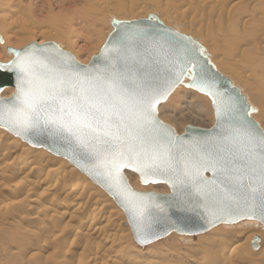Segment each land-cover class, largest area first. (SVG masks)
Listing matches in <instances>:
<instances>
[{
	"label": "bare ground",
	"instance_id": "1",
	"mask_svg": "<svg viewBox=\"0 0 264 264\" xmlns=\"http://www.w3.org/2000/svg\"><path fill=\"white\" fill-rule=\"evenodd\" d=\"M176 3H179V8ZM149 9L164 11V14L167 10H172L171 12L176 14L175 17L173 13L166 15L168 17L172 15L173 20L158 21L198 43L214 68L233 86L240 89L250 106L255 102L258 114L264 117V0H0L2 40L0 63L6 64L13 58V55L7 52V48L21 49L28 41L35 39L32 38L33 33L41 31L39 33L43 35V39L47 41L54 38L56 41L53 43L69 53H71L69 48L76 47L81 42L80 53L71 54L78 62L87 64L90 56L99 52L104 41L101 31L103 24L110 22L112 27L115 21L155 18V16L144 18ZM43 14L52 16L53 21L61 18V22L55 27H49L40 20ZM164 14L162 16L165 17ZM20 16L27 18V24L21 26L14 22ZM169 21H172V25ZM62 43H65L66 47ZM189 75L191 76L190 70ZM183 82L187 83L189 79L185 78ZM184 83L176 87L171 93L172 97L185 87ZM13 91V87L4 88L0 91V98H9ZM197 93L200 94L198 91ZM193 96L195 98L198 95ZM203 96L202 99L207 95ZM168 99L171 97L166 100ZM256 109L254 108L253 113H256ZM161 117L158 116L162 121L164 117ZM213 123L214 120H210V127ZM173 129L178 135L181 134ZM2 130H0V216H8L10 222L7 219L3 221L5 216L1 218L0 233L8 230L11 224L10 227L15 228L13 232L16 231L15 234L19 238L17 243L13 241L16 252L10 256L18 257V254L24 251V254H29L35 263V259L39 260L38 255L51 250L54 261L50 259L53 262L69 264L66 258L75 256L77 253L73 251L78 249L80 253L77 254L79 255L77 264H123L116 261L119 256L116 248L121 238L117 232L115 233L119 229L120 220L116 221L114 218L123 211L112 197L65 158L51 153L53 156H50L43 148L29 146L21 139L20 144L15 138L17 136ZM262 130L264 131L263 128ZM7 171H15V174H9ZM132 174L140 183L137 174L126 171L129 186H132L131 181L135 180ZM89 181L96 187L92 185L91 187ZM13 182L14 185L19 183L18 185L22 186L20 192L19 189H10ZM97 187L110 198L99 199L96 195L100 193ZM131 189L137 191L133 187ZM168 192L167 188V191L157 193ZM2 198L4 202L1 201ZM17 208L20 212L14 213V209ZM120 219L124 221L126 218ZM241 222L248 226L260 224L251 219H244ZM241 222L239 221V224L236 222L237 225L219 224L214 226L215 228L212 227L216 230L212 231L214 237L203 235L204 233L198 234L193 245L171 252L167 260L161 264H264L263 234L258 235L257 230L231 232L235 227L247 226ZM4 225L8 227L4 228ZM261 227L263 228L262 225ZM125 232L128 237L132 236L128 224ZM64 234L68 237L63 236ZM29 239L36 244H31L30 241L31 245L28 246L26 242ZM182 239L190 241L187 237ZM253 243L256 248L252 247L255 250L251 251L249 245Z\"/></svg>",
	"mask_w": 264,
	"mask_h": 264
},
{
	"label": "water",
	"instance_id": "2",
	"mask_svg": "<svg viewBox=\"0 0 264 264\" xmlns=\"http://www.w3.org/2000/svg\"><path fill=\"white\" fill-rule=\"evenodd\" d=\"M112 27L99 52L87 64L78 62L71 53L62 50L53 42L30 43L21 49L7 48V52L11 53L13 58L6 64L0 63V91L7 87H13L14 91L9 98H0V127L19 137L29 146L43 148L55 156L65 158L99 185L122 209L133 240L139 246L154 243L173 232L196 236L219 224H233L249 219L237 214L246 212L247 209L243 201H240L239 205L236 202L242 194H250L247 188L248 181L245 180L244 184L237 188L228 178V174L220 168L202 173L203 178L213 182L215 186L213 193L208 196L198 195L191 186L177 183L176 173L160 174L154 178L155 183L151 181L144 183L139 173L131 168H125L121 171L128 188L131 189L125 176L126 171L137 174L142 185H166L169 190L168 193H157L131 189L138 195L155 197L152 205H158V207L150 205L142 220L135 222L132 213L126 209L118 194L109 187L104 175L105 170L100 167L99 158L91 147H86L76 138L51 128L42 127L18 132L7 122V110L12 107L17 92L18 72L14 62L18 55L31 53L41 60L60 67H67L74 62L79 66L75 70L88 67L95 74L108 75L115 71L124 77V86L130 89L144 82L150 83L154 88H167L182 71L183 75L179 76V80L172 85L167 97L162 99L155 109L156 119L164 126L158 131L165 138V142L168 139L172 141L171 150L177 172L183 169L186 159L211 156L221 160V168L233 170L234 174V169L244 164L247 154L246 138L236 134L234 130L240 129L242 133L252 132L257 138L264 133L260 125L251 117L254 108L248 104L240 89L233 86L214 68L198 43L165 27L154 17L126 22L115 21ZM143 34H146V38ZM105 48L109 49L107 53L104 52ZM192 76H195L198 82L205 81L212 85V91L217 93L223 109V114L219 118L216 115V105L212 103L213 96L207 91L201 92L198 88L190 86L193 83ZM185 78H188L189 82L184 83ZM182 83L186 88L206 94L211 99L214 123L210 128L188 125L178 135L172 127L158 118V107ZM174 183H176L175 187H173ZM224 193H233L236 200L221 203ZM255 213L251 220L259 222L264 228V222L259 219L258 206L255 208ZM252 247L256 248V245L253 243Z\"/></svg>",
	"mask_w": 264,
	"mask_h": 264
},
{
	"label": "snow or ice",
	"instance_id": "3",
	"mask_svg": "<svg viewBox=\"0 0 264 264\" xmlns=\"http://www.w3.org/2000/svg\"><path fill=\"white\" fill-rule=\"evenodd\" d=\"M143 35L146 38V34ZM108 51L104 49L105 53ZM14 64L18 84L12 107L7 110V122L18 132L51 128L91 147L105 170L109 187L118 194L135 222L142 220L150 205H158H152L155 197L138 195L127 187L121 171L125 168L139 173L144 183H155L154 178L160 174L176 173L177 183L191 186L202 196L211 195L215 188L202 173L220 168L237 188L247 180L250 190V194H242L239 200L233 193H224L221 203L236 200L239 205L243 201L247 211L237 214L249 219L256 215L258 206L259 219L264 222V133L257 138L252 132L234 130L247 141L245 162L234 169V174L233 170L221 168V160L211 156L186 159L183 169L177 172L172 141L165 142L158 131L164 126L156 119L155 109L183 75L182 71L167 88H154L144 82L130 89L124 86V77L115 71L103 75L93 73L88 67L75 70L79 66L74 62L60 67L30 53L18 55ZM191 80V87L213 96L212 103L216 105L219 118L223 109L212 85L198 82L195 76Z\"/></svg>",
	"mask_w": 264,
	"mask_h": 264
},
{
	"label": "rangeland",
	"instance_id": "4",
	"mask_svg": "<svg viewBox=\"0 0 264 264\" xmlns=\"http://www.w3.org/2000/svg\"><path fill=\"white\" fill-rule=\"evenodd\" d=\"M176 4H177V7L179 8L180 7L179 3H176ZM171 11L172 10H170V9L167 10L166 14H168V15H170V13L172 14L173 12H171ZM150 13H152V15ZM164 13H165L164 11H159V10H156V9L155 10L149 9L147 11V13H146L147 15L145 14L144 18H147L148 16H155V18L157 17L156 18L157 20L161 19L160 21H162V20L165 21L166 19L173 20L175 15H176V14L174 15V13H173L172 15L174 17L171 15V17L169 16L170 17L169 18L168 15H166ZM162 14H164L165 17L162 16ZM141 18H143V17H141ZM40 20L45 22L49 27H53V26L55 27L56 25H58L61 22V18H57L55 21H53L52 16H50V15L46 16L44 14L42 15V17H40ZM170 25H172V21L170 22ZM48 26H47V28H48ZM101 29H102L101 30L102 31V35L104 36V41L101 44V46H102L103 43L105 42L108 34L112 31V27H111L110 22L109 23L107 22L106 24H103ZM39 32H41V31H37L35 33L37 35H35L33 33V37L32 38L33 39L35 38V39L31 40V41H28L27 44H24L22 47H24L25 45H28L31 42L32 43H37V42L44 43L46 40L43 39V35H41ZM41 36H42V38H41ZM40 39H41V41H40ZM42 39H43V41H42ZM53 39L54 38H51V40H47V41L48 42H55L56 40H53ZM13 42H16V41L13 40ZM62 44H64V46H65V43H62ZM81 46H82V43L79 42L76 47L69 48L68 50H70L71 53H73V55L74 54L78 55V53H80L79 52V47H81ZM101 46H100V48H101ZM100 48H99V50H100ZM5 53L8 55V53L6 51H5ZM95 54H92L90 56V58L88 59L87 63L90 61V59ZM82 59H84V58H82ZM2 93L3 92H1V94ZM172 95L173 94H171V96H170L171 99H168V101L166 100L164 103H162L159 106L160 109L158 108V112H159L158 116L164 117V118L161 117L163 119L162 120L163 122H165L168 125L172 126L173 128H175L180 133H182L184 128L186 126H188V125L189 126H193V127H200V128H209L210 127L209 122H210V120L211 121L214 120V116H213V110L211 108V102H210V99L208 98V96H206L204 94H201V93L199 94V93H197V91H194L193 89L186 88V87H183L182 90H180V92H177L173 97H172ZM193 95H198L199 97L197 96V97L194 98ZM201 96H203V97L206 96L205 97L206 99L205 98L202 99ZM170 97H168V98H170ZM251 106L253 108H255V109L258 108L255 102H252ZM257 111L258 110L256 109V113H253L252 117L261 126H263L262 128L264 129V117L259 115ZM0 130H2V129L0 128ZM2 131H5V130H2ZM9 135L12 136V137H15V136H13L11 134H9ZM15 138L18 140V142L20 144H22V141H20L19 138H17V137H15ZM23 145H24V143H23ZM25 146H27V145H25ZM43 152H45V151L43 150ZM45 153L47 154L48 152L46 151ZM48 154L50 156H53L50 153H48ZM8 172L9 171H7V173ZM12 173L15 174V171L14 172H11V171L9 172V174H12ZM79 174H81V173H79ZM132 175L134 176L135 180H137V181H135V180L131 181V183L132 182L133 183H132V186L131 185L130 186L135 188V190H137V191H141V192H148V191H155V192L156 191L157 192L161 191L162 192L163 190L167 191V187L165 185H147V186H142V185H140V183L138 181V178L134 174H132ZM89 182H88V184L90 186L91 185L95 186L91 182L90 183ZM18 184L14 185V182L11 183L10 189L11 190H18L19 189L18 192H20L22 186H20ZM97 188L99 189V192L101 193V194L100 193L96 194L99 197V199L105 200V199H109L110 198V197H108V195L103 190H101L99 187H97ZM99 194L103 195V196H100ZM2 199H1V201L4 202L5 200L4 199L2 200ZM117 209H119V208L117 207ZM18 212H20L19 208L14 209V213H18ZM2 216L4 217L5 215H2ZM3 217L0 216V221H1V218L3 219ZM122 217L125 218L123 213H121V215H118V217H114V218H116V221L120 220L118 222V226H119L118 228L119 229L117 228L118 231L116 230L115 233L117 232L118 237L120 235V238H121V240L119 241V243L117 245V248H116V250L119 253L118 258H116L118 260H116V259L115 260L120 262V263H123V264H161L162 262L167 260V257H169L171 255V252L173 253V251H177L178 249H185L186 246L193 245V243L197 239L196 237L198 236V235H196V236H183V235H177L175 233H172V234H169L168 236H166L163 239H160V240H158V241H156V242H154V243H152L150 245H146V246L142 247V246L137 245L134 242V240H133L131 235H130V237H128V235H126L125 230L127 228V222H126V219H124V221H122V219H120ZM7 218H8V216H5V219H3V221L4 220L6 221ZM114 218H112V219H114ZM7 221L10 222V219H7ZM241 223L245 224V222H241ZM7 224H9V223H7ZM116 224H117V222H116ZM10 225L11 224H9V229L10 230L8 229V230H5V232H3L2 234L0 233V237H1L0 238V264H46V263L47 264H59L58 262H53L54 260L51 257L53 254H51V252H50L51 250L48 253H42V254L38 255V259L39 260L35 259V261H36L35 263H34V261H32L33 259H30V255L29 254H24V251H22L21 254L19 253L18 257L14 256L12 258V256H10V255H11V253L14 254V252H16L15 248H14L15 247L14 245H15V243L18 242L19 238H18L17 234H15L16 231L13 232V230L15 228L12 229L13 227H10ZM245 225H247V224H245ZM4 226H5L4 228L8 227V225L7 226L4 225ZM17 228H19V227H16V229ZM214 228L210 229L209 231H207L203 235L206 234V235L214 237L215 234H214V232H212V231H216V230H214ZM219 228H221V227L219 226ZM232 230H238V231L239 230H241V231L257 230L258 231V235L263 234V236H264V229L261 227L260 224L250 225V226L247 225V226H242L240 228L235 227V228L231 229V232H233ZM11 232H12V234L9 235V233H11ZM63 236L68 237L65 234ZM182 237H187V239L189 238L190 241H186V240L182 239ZM13 241H15V243H13ZM251 241H253V240H251ZM29 242L31 244H33V243L36 244L35 242H33L32 240L29 239L28 242H26V244H28V246L31 245V244H29ZM250 243H252V242H250ZM249 248H250L251 251L255 250V249L252 248V244L249 245ZM4 250H5V253H4ZM76 250L78 251V249H76ZM76 250H74L73 252L79 254L80 251L77 252ZM77 254H75V256L66 258L67 260H69V264H77L79 262V260H78L79 257L77 259V256H79V255H77ZM48 255H50V256H48ZM45 259L49 260L50 262L46 261ZM41 260H43V261H41ZM28 261H30L31 263H28Z\"/></svg>",
	"mask_w": 264,
	"mask_h": 264
},
{
	"label": "clouds",
	"instance_id": "5",
	"mask_svg": "<svg viewBox=\"0 0 264 264\" xmlns=\"http://www.w3.org/2000/svg\"><path fill=\"white\" fill-rule=\"evenodd\" d=\"M14 22L23 26V25L27 24V18L24 16H20V17H17Z\"/></svg>",
	"mask_w": 264,
	"mask_h": 264
}]
</instances>
